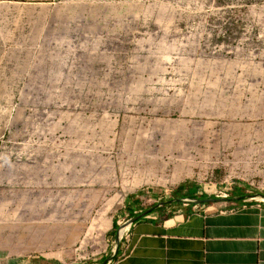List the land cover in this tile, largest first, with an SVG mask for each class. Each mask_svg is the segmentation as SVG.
Segmentation results:
<instances>
[{
    "label": "rangeland",
    "instance_id": "374dc122",
    "mask_svg": "<svg viewBox=\"0 0 264 264\" xmlns=\"http://www.w3.org/2000/svg\"><path fill=\"white\" fill-rule=\"evenodd\" d=\"M263 114L264 0H0V264L102 263L126 199L256 168Z\"/></svg>",
    "mask_w": 264,
    "mask_h": 264
},
{
    "label": "crops",
    "instance_id": "0c3cea01",
    "mask_svg": "<svg viewBox=\"0 0 264 264\" xmlns=\"http://www.w3.org/2000/svg\"><path fill=\"white\" fill-rule=\"evenodd\" d=\"M256 142L257 148L264 147V135ZM256 160L254 169L231 171L246 181L234 180L226 200L185 203L182 201L185 198L174 197L175 190L171 197L156 198L149 209L157 208L131 225L127 232L124 227L119 229V220H114L121 241L115 259L109 264H264V152H259ZM168 166L151 167L148 174L159 169L164 172ZM172 166L175 177L189 174L196 167L184 161ZM253 180L262 188H252L248 182ZM236 190L242 191L243 196H238ZM140 201V194L126 199L123 214L129 220L135 218L130 217L131 213L140 215L149 210L140 206ZM115 203L116 200H111L104 206L105 214L109 215ZM40 262L20 264H44Z\"/></svg>",
    "mask_w": 264,
    "mask_h": 264
},
{
    "label": "built area",
    "instance_id": "2783aa9c",
    "mask_svg": "<svg viewBox=\"0 0 264 264\" xmlns=\"http://www.w3.org/2000/svg\"><path fill=\"white\" fill-rule=\"evenodd\" d=\"M234 180L246 181L244 178L239 174L233 175L232 172L226 174L224 180L221 182L224 185V188L217 187V184L210 183L208 185H204L203 187L200 186L201 193L203 195H207L209 197H214L217 199H227L230 197L229 191L232 189L234 185ZM248 184L254 189H261V185L257 184L256 181H249ZM189 203V202H185Z\"/></svg>",
    "mask_w": 264,
    "mask_h": 264
},
{
    "label": "trees",
    "instance_id": "16d2710c",
    "mask_svg": "<svg viewBox=\"0 0 264 264\" xmlns=\"http://www.w3.org/2000/svg\"><path fill=\"white\" fill-rule=\"evenodd\" d=\"M197 190V193H196ZM238 196H243V192L242 191H237ZM201 190L198 187H195L194 184L191 183H187L185 185L180 186L177 189L176 195L174 197H180V198H190V199H207L208 197L206 195L200 194ZM185 195H188L187 197H185ZM141 197V201L139 202L140 206H144V200H146V193H142L140 194ZM153 206V205H152ZM152 206H148L145 207V210L151 208ZM143 210V209H142ZM139 215V213H131L130 217H137ZM118 226L116 225L115 221H114V230L115 232L117 231Z\"/></svg>",
    "mask_w": 264,
    "mask_h": 264
},
{
    "label": "water",
    "instance_id": "95a60500",
    "mask_svg": "<svg viewBox=\"0 0 264 264\" xmlns=\"http://www.w3.org/2000/svg\"><path fill=\"white\" fill-rule=\"evenodd\" d=\"M216 200H226V199H217V198H215V199H193V200H191V199H182L183 202H191V203H197V204L210 203V202H214ZM155 208H157V207H154L153 209H155ZM153 209H149L148 211H145L144 213L138 215L137 217L129 220L127 223H125V225H128L130 227L135 222H137L138 220L142 219L143 217H145L146 215H148L150 212H152ZM120 241H121V239H120L119 234H118L117 239H116L117 245H116V248H115L112 256L108 257L102 264H109L110 262L113 261V259L117 255Z\"/></svg>",
    "mask_w": 264,
    "mask_h": 264
},
{
    "label": "bare ground",
    "instance_id": "6f19581e",
    "mask_svg": "<svg viewBox=\"0 0 264 264\" xmlns=\"http://www.w3.org/2000/svg\"><path fill=\"white\" fill-rule=\"evenodd\" d=\"M129 230V226H126L125 228H124V232H127Z\"/></svg>",
    "mask_w": 264,
    "mask_h": 264
}]
</instances>
